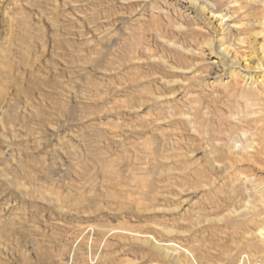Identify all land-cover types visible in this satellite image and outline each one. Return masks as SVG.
<instances>
[{
	"label": "rangeland",
	"instance_id": "obj_1",
	"mask_svg": "<svg viewBox=\"0 0 264 264\" xmlns=\"http://www.w3.org/2000/svg\"><path fill=\"white\" fill-rule=\"evenodd\" d=\"M183 1L0 0V264H264V202L218 157L252 142L264 89L253 112L243 78L226 91Z\"/></svg>",
	"mask_w": 264,
	"mask_h": 264
},
{
	"label": "bare ground",
	"instance_id": "obj_2",
	"mask_svg": "<svg viewBox=\"0 0 264 264\" xmlns=\"http://www.w3.org/2000/svg\"><path fill=\"white\" fill-rule=\"evenodd\" d=\"M185 1H186V4H188V6H191V7H187V8H192V7L197 8L195 12L199 16L204 15L206 17V19L208 20V22H206L205 25L202 24V26H199V23H198L199 29L197 32L199 35L203 36V38L205 39V41L207 43L206 46L208 47L207 48L208 53H209V55L212 56V58L215 59L213 62L218 64V75H220V76L222 75L223 77L227 76L230 79V83H228V81L224 82V88L226 89V91L230 95L238 94L239 90L235 93H234V91L237 90V89H235L236 87H239L240 85H242V81L244 83L241 86V88L242 87L244 88L245 85H250V87H252L251 89H248V90H244L242 88L243 90H241L240 97H248V98H246L248 101H246V103H244V104H246L247 112H249V111L253 112L254 110H252V109L254 107V104L251 102V100L252 101L257 100V102H258V100H262L261 99L262 95L259 93V91L257 92V90L259 89V87L260 88L262 87L264 89V0H185ZM185 1H183V2H185ZM227 8H228V10H227L228 12H225V10ZM197 14H196V16H197ZM207 25H208V27H207ZM203 28H206L207 33L201 32V29H203ZM194 31H196V29H190L189 33H187V34H189L190 37H192L190 33L194 32ZM160 36H162V35H160ZM191 40H192V38H191ZM168 42L170 44L174 45L172 42H170V41H168ZM215 44H216V46H215ZM198 45H199V42H198ZM146 50L148 52V55L151 58H154V53L151 51L150 47L147 46ZM139 55L140 54H138V50H137L136 52H134V54L132 56V60H135V62H136L137 59H142ZM163 63L166 67H172L168 63V61H166V60H164ZM152 64H154V63H152ZM113 65H115V64L113 63ZM97 67H99V66H97ZM113 68H115V67H113ZM241 70L254 71L255 74H248V73H246V74L241 73L240 74ZM153 73H154V71H153ZM157 73H158V71H157ZM241 75H243V77ZM240 78H243L242 81L240 80ZM161 79L164 80V77H162ZM135 81L137 83H139V79H135ZM164 82L166 84L167 83L169 84V82L167 80H164ZM138 85H140V84H138ZM149 93H151V92H149ZM145 103H147V102H145ZM161 103H162V101H161ZM130 105L133 107L135 106V105H132L131 103H130ZM258 106L260 107L262 105L258 104ZM137 108L139 109L140 107L138 106ZM204 108H206V107L204 106V107H201L200 109L202 110ZM260 109L262 110L263 113L260 112L261 115H259L257 118H255L253 120V122L255 124H253L252 129H254L255 132L253 131L254 133H252V136H253V137H251L252 142L249 141V139H247L246 142L241 146V150H239V151H235L233 149V147L229 145L227 147L228 152H226V153L222 152L221 155L218 156L221 159H226L229 161L228 164L226 166H224L225 167L224 169H226V170L228 169L229 172L234 170L233 171L234 172V174H233L234 178L236 179V181H238V184L236 185V190L234 191V195L236 197L244 196L243 200H246V202L250 203V204H252L251 202H253V201L247 199L251 195H245V194H247V193H245V191H247L248 188L246 187V185L241 187V184L243 181L250 182L251 188H252L251 190H253L255 192V194H258V196L260 197V200L264 202V180L257 178L256 172H255V171H258V172L264 173V106L260 107ZM197 111H199V109H197L193 113H196ZM161 114H160V116H161ZM204 115H206V112H204ZM192 116L191 115L186 116L187 122L194 131H196L199 135H201V137L204 136V138H206L208 144L211 146L210 155L212 156V158H214V159H212V161L215 164L218 161V157L216 156L217 157L216 158V157H214L215 155L213 156L214 152L216 153V151H214L216 149V146L213 143H214V141H218V137L213 135L212 132L210 131V129H211L210 123H212L211 122L212 119L211 118L210 119L205 118L206 119L205 121L201 120V121L197 122L198 119H195ZM249 119H251V118H249ZM154 120H152V121H154ZM172 122H174V121H172ZM189 132H190V130H189ZM205 144H207V143H205ZM153 156L156 160L157 157H159V154L153 153ZM151 159H152V157H151ZM146 175L147 174L145 172V176ZM221 178H223V177H221ZM150 184H152V182H150ZM154 187H155V185H154ZM159 188L161 189V185L159 186ZM148 189H150V187ZM251 194H252V192H251ZM152 202H154V201H152ZM255 207L256 206H254L252 204L250 209H252V208L256 209L257 207L256 208ZM148 209H150V208H148ZM202 218H203V216H202ZM138 235L139 234L137 233V236ZM144 237H149V236H144ZM261 237H262V239H261ZM133 238H135V236ZM136 238H138V237H136ZM146 240L150 241V239L148 240V238ZM153 240H154L152 242L153 247L158 249L162 253L163 256L170 258V259H174V260L177 259L176 253L165 249L163 247V244H161L160 242L155 240V237H153ZM259 240H264V233L258 232V233H256L255 236H252L250 238V244L254 245V243L256 241L258 242ZM183 252H185L189 256L190 260L189 259L188 260H189L190 264H198V261L195 258L194 254L191 251H188V248L184 249ZM243 254L247 255V253L245 252L239 256V258H238V260H240L239 264H241V258H242ZM249 257L253 259L252 256H249ZM183 259H184V257H183ZM177 262H176V264H177ZM173 264H175V263L173 262Z\"/></svg>",
	"mask_w": 264,
	"mask_h": 264
},
{
	"label": "built area",
	"instance_id": "obj_3",
	"mask_svg": "<svg viewBox=\"0 0 264 264\" xmlns=\"http://www.w3.org/2000/svg\"><path fill=\"white\" fill-rule=\"evenodd\" d=\"M241 264H262V263L256 259L250 258L248 254L247 255L243 254L241 258Z\"/></svg>",
	"mask_w": 264,
	"mask_h": 264
}]
</instances>
